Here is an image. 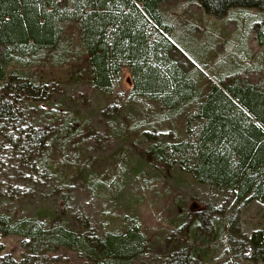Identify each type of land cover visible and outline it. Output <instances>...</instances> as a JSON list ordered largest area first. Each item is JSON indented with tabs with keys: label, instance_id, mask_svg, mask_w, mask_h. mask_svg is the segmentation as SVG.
I'll use <instances>...</instances> for the list:
<instances>
[{
	"label": "rangeland",
	"instance_id": "374dc122",
	"mask_svg": "<svg viewBox=\"0 0 264 264\" xmlns=\"http://www.w3.org/2000/svg\"><path fill=\"white\" fill-rule=\"evenodd\" d=\"M157 11L176 42L174 59L197 81L199 98L218 78L264 84V45L254 37L256 10L231 9L215 17L197 3L163 0ZM62 26L56 48L20 66L49 92L21 96L14 105L26 122L49 134L33 169L16 162L13 167L4 159L3 169L12 166L17 173L9 172L6 180L0 170V184L6 183L0 187V206L51 221L81 209L98 231L137 223L145 239L141 258L151 262L167 250L188 246L205 264H264L245 258L238 241L254 229L264 236V201L253 199L234 211L228 191L196 183L187 172L155 162L146 152L152 142L147 133L168 142L185 138V116L195 102L171 111L155 101L130 100L127 69L121 70L112 94L102 95L89 84L78 25ZM8 147L0 138V156L9 153ZM10 187L15 190L9 192ZM232 215L234 233L227 222ZM0 240L4 252L18 257L19 236L0 234ZM48 255L60 264H91L65 247Z\"/></svg>",
	"mask_w": 264,
	"mask_h": 264
},
{
	"label": "trees",
	"instance_id": "16d2710c",
	"mask_svg": "<svg viewBox=\"0 0 264 264\" xmlns=\"http://www.w3.org/2000/svg\"><path fill=\"white\" fill-rule=\"evenodd\" d=\"M162 1L0 0V138L9 146V153L0 156V170L6 180L15 171L14 162L23 169L34 168L35 155L49 134L26 122L14 105L21 96L45 97L49 92L20 66L38 52L56 48L63 23L73 22L87 55L89 84L102 95L112 94L121 70L127 69L130 100L155 101L171 111L195 102L185 116V138L168 142L146 134L152 141L146 152L153 161L175 165L196 183L228 191L235 199L234 211L253 199L264 201V84L218 78L199 98L195 77L174 59L172 32L157 11ZM185 1L215 17L231 9L256 10L254 37L264 45V0ZM5 158L13 167L3 169ZM228 219L236 232V218ZM50 221L0 206V234L19 236L21 249L13 256L3 251L0 240V264H60L48 255L59 247L74 250L91 264H205L188 246L167 250L157 261L142 259L145 239L137 223L98 231L81 209ZM238 241L245 258L264 260L259 229Z\"/></svg>",
	"mask_w": 264,
	"mask_h": 264
}]
</instances>
